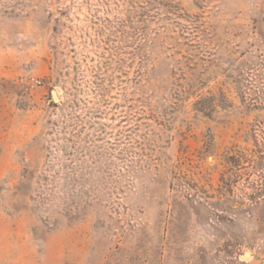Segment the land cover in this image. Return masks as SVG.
Masks as SVG:
<instances>
[{
  "label": "rangeland",
  "instance_id": "1",
  "mask_svg": "<svg viewBox=\"0 0 264 264\" xmlns=\"http://www.w3.org/2000/svg\"><path fill=\"white\" fill-rule=\"evenodd\" d=\"M262 30L264 0H0V264H264Z\"/></svg>",
  "mask_w": 264,
  "mask_h": 264
},
{
  "label": "trees",
  "instance_id": "2",
  "mask_svg": "<svg viewBox=\"0 0 264 264\" xmlns=\"http://www.w3.org/2000/svg\"><path fill=\"white\" fill-rule=\"evenodd\" d=\"M258 47L260 48L259 50H261V47H263L264 46V30H262L261 32H260V40L258 41ZM257 45V44H256ZM251 55H253V54H251ZM263 55V54H262ZM252 58H254V56H252ZM262 60H263V62H260V65L262 66V67H264V56H262ZM256 105H259V104H256Z\"/></svg>",
  "mask_w": 264,
  "mask_h": 264
},
{
  "label": "water",
  "instance_id": "3",
  "mask_svg": "<svg viewBox=\"0 0 264 264\" xmlns=\"http://www.w3.org/2000/svg\"><path fill=\"white\" fill-rule=\"evenodd\" d=\"M52 97H53L54 101H56V102L60 101L58 93H57V91L55 89L52 90Z\"/></svg>",
  "mask_w": 264,
  "mask_h": 264
},
{
  "label": "built area",
  "instance_id": "4",
  "mask_svg": "<svg viewBox=\"0 0 264 264\" xmlns=\"http://www.w3.org/2000/svg\"><path fill=\"white\" fill-rule=\"evenodd\" d=\"M35 83H36L37 85H40V84H41V81H40V80H36Z\"/></svg>",
  "mask_w": 264,
  "mask_h": 264
}]
</instances>
